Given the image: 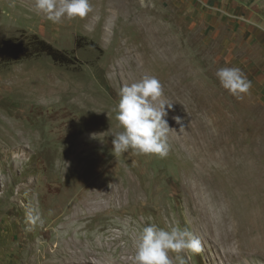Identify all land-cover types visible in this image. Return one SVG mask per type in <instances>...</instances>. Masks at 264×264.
Instances as JSON below:
<instances>
[{
	"label": "rangeland",
	"instance_id": "374dc122",
	"mask_svg": "<svg viewBox=\"0 0 264 264\" xmlns=\"http://www.w3.org/2000/svg\"><path fill=\"white\" fill-rule=\"evenodd\" d=\"M90 3L54 24L0 0V264H132L153 223L200 240L186 264H264V0ZM31 36L69 63L15 58ZM145 75L172 103L163 158L112 152L119 90Z\"/></svg>",
	"mask_w": 264,
	"mask_h": 264
},
{
	"label": "clouds",
	"instance_id": "9594fccd",
	"mask_svg": "<svg viewBox=\"0 0 264 264\" xmlns=\"http://www.w3.org/2000/svg\"><path fill=\"white\" fill-rule=\"evenodd\" d=\"M90 0H34V11L43 14L52 23L63 19L84 18L92 12ZM220 85L237 99H242L252 87V82L238 67H223L215 73ZM119 101L112 109L122 131L112 133V152L126 153L130 149L138 154H168L170 127L166 106L172 103L162 100L163 87L150 75L139 81L123 85ZM178 124L180 117L174 118ZM183 127V126H181ZM201 251V243L190 231L179 226L161 228L156 224L142 227L135 240L132 264H186L182 253ZM169 253H175V260Z\"/></svg>",
	"mask_w": 264,
	"mask_h": 264
},
{
	"label": "trees",
	"instance_id": "16d2710c",
	"mask_svg": "<svg viewBox=\"0 0 264 264\" xmlns=\"http://www.w3.org/2000/svg\"><path fill=\"white\" fill-rule=\"evenodd\" d=\"M11 40H6L10 42ZM10 49L15 53V58L25 59L37 54H46L54 62L68 64L69 57L62 51L54 48L51 44L37 38L36 36H31L28 38V41H21L19 43H14L9 46Z\"/></svg>",
	"mask_w": 264,
	"mask_h": 264
},
{
	"label": "crops",
	"instance_id": "0c3cea01",
	"mask_svg": "<svg viewBox=\"0 0 264 264\" xmlns=\"http://www.w3.org/2000/svg\"><path fill=\"white\" fill-rule=\"evenodd\" d=\"M238 4L240 5L241 3L239 2ZM257 30L260 31L259 29H257ZM258 31H257V33L259 36L257 38H263V40H264V36L262 35V33L260 34Z\"/></svg>",
	"mask_w": 264,
	"mask_h": 264
}]
</instances>
